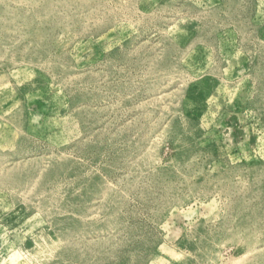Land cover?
<instances>
[{"label":"rangeland","instance_id":"obj_1","mask_svg":"<svg viewBox=\"0 0 264 264\" xmlns=\"http://www.w3.org/2000/svg\"><path fill=\"white\" fill-rule=\"evenodd\" d=\"M0 264H264V0H0Z\"/></svg>","mask_w":264,"mask_h":264}]
</instances>
